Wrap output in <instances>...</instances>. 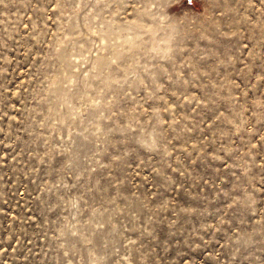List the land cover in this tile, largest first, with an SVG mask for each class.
Returning <instances> with one entry per match:
<instances>
[{
  "label": "rangeland",
  "instance_id": "1",
  "mask_svg": "<svg viewBox=\"0 0 264 264\" xmlns=\"http://www.w3.org/2000/svg\"><path fill=\"white\" fill-rule=\"evenodd\" d=\"M0 264H264V0H0Z\"/></svg>",
  "mask_w": 264,
  "mask_h": 264
}]
</instances>
